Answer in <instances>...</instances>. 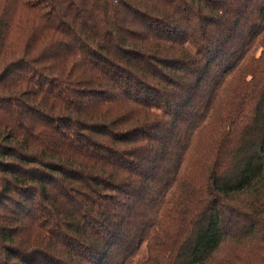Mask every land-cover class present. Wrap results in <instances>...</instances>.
Segmentation results:
<instances>
[{
  "label": "trees",
  "instance_id": "1",
  "mask_svg": "<svg viewBox=\"0 0 264 264\" xmlns=\"http://www.w3.org/2000/svg\"><path fill=\"white\" fill-rule=\"evenodd\" d=\"M261 38L264 0H0V264H264Z\"/></svg>",
  "mask_w": 264,
  "mask_h": 264
},
{
  "label": "rangeland",
  "instance_id": "2",
  "mask_svg": "<svg viewBox=\"0 0 264 264\" xmlns=\"http://www.w3.org/2000/svg\"><path fill=\"white\" fill-rule=\"evenodd\" d=\"M262 48H264V39L261 38V42L258 44V49H257V53H260ZM220 115V113H219ZM210 133L208 130H206L205 132H202L200 134H198L197 136L194 137L193 139V145H192V153H191V156L192 157H196L197 155H200L206 145L208 144V141L210 140ZM146 246H143L139 256L137 257V259H141V258H144L146 257Z\"/></svg>",
  "mask_w": 264,
  "mask_h": 264
}]
</instances>
